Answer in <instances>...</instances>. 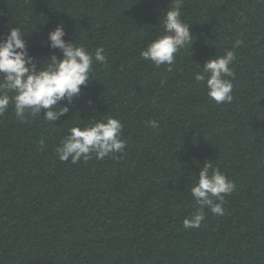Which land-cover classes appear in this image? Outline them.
Here are the masks:
<instances>
[{"label":"trees","instance_id":"obj_1","mask_svg":"<svg viewBox=\"0 0 264 264\" xmlns=\"http://www.w3.org/2000/svg\"><path fill=\"white\" fill-rule=\"evenodd\" d=\"M173 2L0 0V36L18 27L38 61L60 24L107 58L59 121L0 115V264H264V0H182L193 41L157 68L140 53ZM226 50L234 99L217 104L193 74ZM106 117L123 124L122 155L60 161L70 128ZM205 163L235 187L223 216L185 228Z\"/></svg>","mask_w":264,"mask_h":264},{"label":"clouds","instance_id":"obj_2","mask_svg":"<svg viewBox=\"0 0 264 264\" xmlns=\"http://www.w3.org/2000/svg\"><path fill=\"white\" fill-rule=\"evenodd\" d=\"M182 0H174L171 8L163 11L161 21L164 34L150 42L140 55L159 68L174 64L176 54L190 47L193 36L190 25L182 20ZM18 28L0 36V115L14 106L16 117L23 121L26 115L41 116L48 122H57L69 112L75 98L82 95V86L91 81L93 64H106L107 58L102 47L93 53L74 40L66 42L63 24L48 33L47 47L52 54L44 61H38L29 54L25 37ZM243 41L237 40L234 47ZM60 53L57 56L56 52ZM237 59L235 52L226 50L223 56L209 59L202 71L195 72L194 79L204 84L210 100L217 104L231 103L232 79L235 78L231 65ZM231 78V79H230ZM12 93V95H9ZM67 102L61 106V102ZM152 128L159 124L150 120ZM123 124L113 117L94 122L91 125L75 126L69 129L55 150L60 161L73 164L82 158L88 160L94 154L97 159L106 156L115 158L124 153L127 141L122 139ZM234 183L218 169L205 163L199 170V178L190 189L191 196L199 207L183 220L185 228L197 229L206 218L205 209L214 215L223 216L225 196L234 190Z\"/></svg>","mask_w":264,"mask_h":264}]
</instances>
